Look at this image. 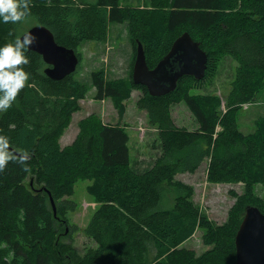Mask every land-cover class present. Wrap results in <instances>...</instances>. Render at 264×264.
<instances>
[{
  "label": "trees",
  "instance_id": "trees-1",
  "mask_svg": "<svg viewBox=\"0 0 264 264\" xmlns=\"http://www.w3.org/2000/svg\"><path fill=\"white\" fill-rule=\"evenodd\" d=\"M136 2L31 0L23 20L0 21V46L44 25L58 44L76 50L78 68L81 47L108 43L115 26H124L132 49L125 77H111L100 68L86 80L77 69L59 81L45 74L48 66L40 54L25 52L28 63L19 67L28 80L0 112V136L8 138L14 157L0 170V264H236L235 239L246 209L255 206L264 214V198L256 192V186L264 188V116L249 134L238 124L240 107L264 92V0ZM27 23L34 24L26 29ZM184 33L208 55L205 78L184 76L163 96L135 85L138 43L153 69ZM226 56L237 62V73L224 110L220 97L192 90L213 76ZM92 89L95 99L112 101L120 121L133 91H142L138 108L148 114L162 149L152 167L138 172L132 166L130 136L121 122L88 117L74 142L61 145L80 101ZM179 103L189 108L197 130L175 124L172 106ZM203 163L208 183L243 186L242 193L232 192L236 201L222 225L195 203L194 188L177 179ZM79 179L92 181L87 190L98 204L84 230L96 246L83 253L75 246L72 233L78 228L69 217L77 205L68 199ZM199 229L211 246L201 254L183 247Z\"/></svg>",
  "mask_w": 264,
  "mask_h": 264
},
{
  "label": "rangeland",
  "instance_id": "rangeland-1",
  "mask_svg": "<svg viewBox=\"0 0 264 264\" xmlns=\"http://www.w3.org/2000/svg\"><path fill=\"white\" fill-rule=\"evenodd\" d=\"M95 1V0H91ZM123 4L137 5L136 0H122ZM34 24V23H32ZM27 23L25 28L32 26ZM112 39L106 44L94 41L85 43L81 47L83 61L78 73L84 79H89L93 69L105 68L111 77H125L128 74L131 62L132 49L129 45L127 32L124 26H115ZM237 73V62L229 56L220 60L213 76L209 77L192 94L215 95L221 98L222 107L226 110V98L230 94ZM95 90L88 92L87 97L80 101L81 110L74 113L69 127L60 138L63 147L74 142L79 133V124L88 117L101 119L104 124L115 125L121 122L126 125L130 136L131 164L138 172H144L152 167L161 156L162 149L158 139V132L150 125L148 114L138 108V100L142 97L141 90H134L132 98L127 102V112L120 121L117 110L110 99H95ZM2 110H0L1 112ZM172 116L178 127L188 130H197L198 124L185 103L172 106ZM264 116V92L260 93L255 103H246L238 112L240 130L249 134L255 130V121ZM220 130V128H218ZM207 163L195 173H185L177 179L194 188V201L206 213L210 221L222 225L227 221L228 213L236 199L232 192L242 193V184H211L207 182ZM92 184L88 179H79L74 188V195L69 200L77 205L75 212L69 215L71 223L77 226L78 231L72 233L77 250L83 253L87 248L95 247V242L86 236L84 230L91 221L98 204L87 188ZM256 192L264 198V188L256 186ZM170 194H173L170 193ZM205 231L199 229L195 235L183 244V247L192 249L198 254L210 249L204 243Z\"/></svg>",
  "mask_w": 264,
  "mask_h": 264
},
{
  "label": "water",
  "instance_id": "water-1",
  "mask_svg": "<svg viewBox=\"0 0 264 264\" xmlns=\"http://www.w3.org/2000/svg\"><path fill=\"white\" fill-rule=\"evenodd\" d=\"M35 37L28 46L40 54L47 64L45 74L53 80H62L75 73L80 58L74 49L58 44L54 34L44 25H36L25 32ZM208 69V55L189 33L177 38L169 53L150 69L142 43H138L132 79L135 85L145 86L152 96L173 92L184 76L203 80ZM54 214L56 205L50 195ZM236 264H264V214L258 207L246 209L236 239Z\"/></svg>",
  "mask_w": 264,
  "mask_h": 264
},
{
  "label": "clouds",
  "instance_id": "clouds-1",
  "mask_svg": "<svg viewBox=\"0 0 264 264\" xmlns=\"http://www.w3.org/2000/svg\"><path fill=\"white\" fill-rule=\"evenodd\" d=\"M30 3L31 0H0V21L16 23L23 20L31 11ZM34 39L31 33H26L22 40L18 38L0 46V110L11 106L28 80L29 74L19 66L28 63L25 52ZM8 148V138L0 136V170L14 158Z\"/></svg>",
  "mask_w": 264,
  "mask_h": 264
}]
</instances>
